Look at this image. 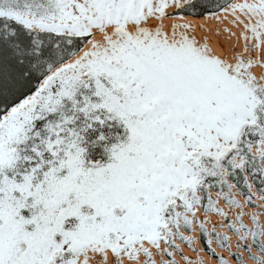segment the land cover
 <instances>
[{"label": "snow or ice", "instance_id": "1", "mask_svg": "<svg viewBox=\"0 0 264 264\" xmlns=\"http://www.w3.org/2000/svg\"><path fill=\"white\" fill-rule=\"evenodd\" d=\"M0 264H264V0H0Z\"/></svg>", "mask_w": 264, "mask_h": 264}, {"label": "bare ground", "instance_id": "2", "mask_svg": "<svg viewBox=\"0 0 264 264\" xmlns=\"http://www.w3.org/2000/svg\"><path fill=\"white\" fill-rule=\"evenodd\" d=\"M213 40H214V38H213ZM213 46H214V43H213Z\"/></svg>", "mask_w": 264, "mask_h": 264}]
</instances>
